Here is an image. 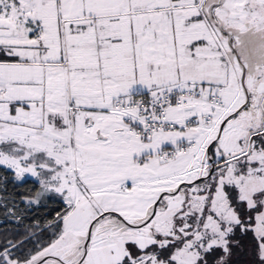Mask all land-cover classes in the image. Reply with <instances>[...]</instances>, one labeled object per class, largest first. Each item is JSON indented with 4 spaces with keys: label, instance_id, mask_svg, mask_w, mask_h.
Masks as SVG:
<instances>
[{
    "label": "snow or ice",
    "instance_id": "1",
    "mask_svg": "<svg viewBox=\"0 0 264 264\" xmlns=\"http://www.w3.org/2000/svg\"><path fill=\"white\" fill-rule=\"evenodd\" d=\"M0 223V264H264V0H0Z\"/></svg>",
    "mask_w": 264,
    "mask_h": 264
},
{
    "label": "trees",
    "instance_id": "2",
    "mask_svg": "<svg viewBox=\"0 0 264 264\" xmlns=\"http://www.w3.org/2000/svg\"><path fill=\"white\" fill-rule=\"evenodd\" d=\"M9 187L11 188V185H9ZM23 189H19L18 191H22ZM14 223V222H13ZM9 225H5L3 223H0V229H3L5 227H8Z\"/></svg>",
    "mask_w": 264,
    "mask_h": 264
}]
</instances>
